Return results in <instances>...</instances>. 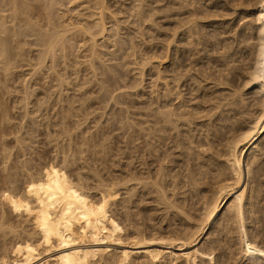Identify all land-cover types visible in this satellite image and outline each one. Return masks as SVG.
Wrapping results in <instances>:
<instances>
[{"label":"rangeland","instance_id":"374dc122","mask_svg":"<svg viewBox=\"0 0 264 264\" xmlns=\"http://www.w3.org/2000/svg\"><path fill=\"white\" fill-rule=\"evenodd\" d=\"M255 2L0 0V253L55 215L96 213L123 237L193 233L231 180V143L264 118ZM255 168L246 244L210 236V264L264 263V143Z\"/></svg>","mask_w":264,"mask_h":264},{"label":"bare ground","instance_id":"6f19581e","mask_svg":"<svg viewBox=\"0 0 264 264\" xmlns=\"http://www.w3.org/2000/svg\"><path fill=\"white\" fill-rule=\"evenodd\" d=\"M255 1L252 12L255 27L252 30L255 31L258 46L261 49L258 54L256 75L263 78L264 0ZM102 16V12L98 13L94 21L95 30L89 32L91 42L95 43L96 36L104 37L105 27ZM193 22V26L191 23V27L187 28L188 32L195 30L196 26L194 27V25L199 23ZM207 24H210L208 26L211 28L216 26L213 22ZM0 41L1 48L3 42ZM2 49L1 53L4 52L3 47ZM4 53L6 54V51ZM5 54L0 55L5 56ZM6 62L1 63L5 65ZM261 87L264 95V80ZM221 120L216 119L212 124L213 135L224 127L222 124L220 125ZM263 143L264 118L259 117L245 127L231 143V180L216 188L217 191H214L216 194L201 216L202 219L200 218L201 223L197 225V228L194 227L196 230L193 229L195 231L191 234H186L180 239L123 237L114 234L111 230L102 229L101 225L106 223L107 219L99 218L96 213H87L85 218L55 215L53 219L44 220L41 228L38 227L39 223L34 225L32 221L30 223L28 220L29 228L32 230L28 231L25 228L23 231L21 228L22 232L19 230L10 232L12 239L8 244L9 248L7 249V245H4L0 253V264H210L211 253L214 250L209 253L200 246L203 243L213 244L215 240L209 239L210 236L215 234L216 241L220 242L228 233L235 231L240 246L246 244L248 234L246 233L245 213L255 214L256 212L255 199L258 198V193L253 192L252 177L258 171V168H255V162L261 155ZM190 222L191 220L188 218L186 223ZM203 246L205 247V245Z\"/></svg>","mask_w":264,"mask_h":264}]
</instances>
